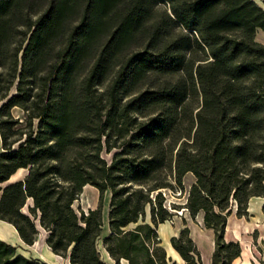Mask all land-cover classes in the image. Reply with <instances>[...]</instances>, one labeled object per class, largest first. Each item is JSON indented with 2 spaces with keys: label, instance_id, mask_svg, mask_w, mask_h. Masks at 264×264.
<instances>
[{
  "label": "trees",
  "instance_id": "obj_1",
  "mask_svg": "<svg viewBox=\"0 0 264 264\" xmlns=\"http://www.w3.org/2000/svg\"><path fill=\"white\" fill-rule=\"evenodd\" d=\"M258 29L256 0H0V220L26 245L41 227L70 264H106L109 192L114 264H175L156 231L171 215L162 189L191 173L184 207L214 233L210 264L240 258L224 237L232 204L241 215L264 196ZM87 186L98 204L77 212ZM170 244L201 264L186 231ZM0 264L48 263L0 239Z\"/></svg>",
  "mask_w": 264,
  "mask_h": 264
},
{
  "label": "rangeland",
  "instance_id": "obj_2",
  "mask_svg": "<svg viewBox=\"0 0 264 264\" xmlns=\"http://www.w3.org/2000/svg\"><path fill=\"white\" fill-rule=\"evenodd\" d=\"M263 8L264 3L256 0ZM158 7L164 8L162 3L158 4ZM256 40L264 44V32L260 29L256 30ZM14 115L22 118V112L19 109L13 110ZM103 157L109 162L111 154L103 153ZM25 172L20 171L12 179H22ZM13 180H10V182ZM194 177L191 173H187L183 178V187L180 189L173 181L172 188L162 189L163 197L165 198L164 204L169 211L170 218L157 225L156 231L160 238V245L165 249L167 257H170L175 264H185L178 253L172 248L170 244L171 237L180 236L182 231H186L187 236L192 239L196 246V250L199 254L201 264H210L211 256L214 251V233L211 229L204 227L201 220V215L191 217L186 210L185 203L187 198V191L191 183H193ZM99 193L94 187H87L84 194L79 196L73 206L75 211L84 210L86 211L89 207L95 208L98 204ZM110 204V193L105 192L103 197V219L104 226L101 235L97 241V247L100 252L102 260L106 264H114V261L107 255L103 248V238L108 234L107 217ZM31 205L29 201L26 203L27 206ZM246 213L238 215L236 214L235 205L232 204V210L227 218L224 237L226 240L237 241L241 247L240 258L246 259L248 264H264V196L252 197L248 201ZM150 215L148 208L145 209V221L149 222ZM38 224V223H37ZM135 224L129 225L133 227ZM42 233V234H41ZM48 234V233H47ZM41 235V237H39ZM39 236L36 243V247H40L41 243L47 235L42 232L39 227ZM16 250L18 253L32 259H40L36 257L31 249L28 248L23 241L19 242ZM243 252V253H242ZM245 258H244V257ZM58 261V259L56 258ZM43 261V260H42ZM122 260L119 261V264ZM124 264H127L123 260ZM60 264H67L60 263ZM70 264V262L68 263ZM231 264H238L233 261ZM239 264H243L239 262Z\"/></svg>",
  "mask_w": 264,
  "mask_h": 264
},
{
  "label": "crops",
  "instance_id": "obj_3",
  "mask_svg": "<svg viewBox=\"0 0 264 264\" xmlns=\"http://www.w3.org/2000/svg\"><path fill=\"white\" fill-rule=\"evenodd\" d=\"M22 172H24V171H22ZM11 180L14 181V179H11ZM16 180H18V179H16ZM87 187L89 188L91 186H87ZM86 188H85V190H86ZM89 208H92V207H89ZM41 230H42V232L45 233V235L48 236L47 232L44 229L41 228ZM47 236L45 238H43L44 242L41 243L40 247L35 248L36 243L35 244L33 243L34 245L33 244L28 245V248L33 251V253L35 254L36 257H39L40 259L47 262L48 264H60V263H65V262L68 264L69 263L68 257H62L60 255L57 257L56 255H58V254H55L52 252V250L50 249V247L46 243ZM39 237H41V235ZM0 239L11 244V245H13V246H15V247H17V245H19V242H22V240L20 239L16 229L11 224H9L5 221H2V220H0ZM56 258L58 259V261L56 260ZM235 262H238V264H239V262H242L243 264H248L246 259L243 260L241 258H238L237 260H235ZM122 263L124 264L123 261H122Z\"/></svg>",
  "mask_w": 264,
  "mask_h": 264
},
{
  "label": "water",
  "instance_id": "obj_4",
  "mask_svg": "<svg viewBox=\"0 0 264 264\" xmlns=\"http://www.w3.org/2000/svg\"><path fill=\"white\" fill-rule=\"evenodd\" d=\"M26 172H27V170H26ZM10 181V180H9Z\"/></svg>",
  "mask_w": 264,
  "mask_h": 264
},
{
  "label": "built area",
  "instance_id": "obj_5",
  "mask_svg": "<svg viewBox=\"0 0 264 264\" xmlns=\"http://www.w3.org/2000/svg\"><path fill=\"white\" fill-rule=\"evenodd\" d=\"M122 263V262H121ZM123 264V263H122Z\"/></svg>",
  "mask_w": 264,
  "mask_h": 264
}]
</instances>
